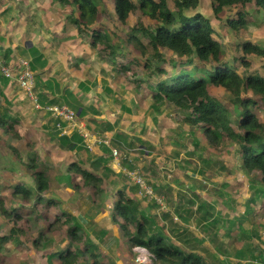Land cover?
<instances>
[{
	"label": "rangeland",
	"instance_id": "1",
	"mask_svg": "<svg viewBox=\"0 0 264 264\" xmlns=\"http://www.w3.org/2000/svg\"><path fill=\"white\" fill-rule=\"evenodd\" d=\"M44 1L46 2V7L41 6L37 8L36 4ZM96 2L98 3L100 13L97 16L93 27L100 28L99 30L102 31H105L106 29L113 31L115 27L119 26V24L115 21V14L112 10V1L98 0ZM34 6H36L35 12H32ZM168 7L171 11L175 9L172 0H169ZM45 8L46 11L43 12ZM5 10L6 12L3 13ZM241 10V7L229 9L226 11L225 16H230L236 20L237 17L235 14ZM244 11L246 24L242 27L240 26L236 30L227 27L224 19L220 20V22L214 20L209 0H198L196 7L194 9L185 10L184 14L194 15L195 13H200L205 18L209 19L213 29V39L217 41L221 47V60L228 61V64L234 67L239 74L246 71L247 73L253 72L264 77V58H259L253 54L243 55L241 54L240 48L243 43L248 42L264 49V12L261 10L260 12H257L253 5H248L245 7ZM48 13H50V19L44 17L45 15H48ZM67 17V10L58 6L57 0H40V2L38 0H0V47H25L27 45V40L29 42L30 39H34L36 47H41L40 43L43 42V40L44 44L42 47H58V49H61V47H73V51L77 53L76 56L78 57H73L72 62H70L71 64L68 65V76H74L71 78H76L75 82L78 78L87 79L95 77V80H97L98 73L89 70V67L97 70L98 64H102L101 59L105 60V58L103 57L99 59L95 51L86 46V40L76 34L74 27L71 25ZM34 18H36L35 21ZM22 19H25L27 22L24 26L26 33L28 31H33L34 33L29 37L22 35L20 44H17L18 42L16 41V38L19 37L17 29L22 28ZM126 21L127 25L130 27L137 23H142L143 25L149 23L147 20L142 19L138 14H130ZM11 28L12 30L10 31ZM106 32L108 31L106 30ZM109 37L112 40L110 35ZM137 37L140 38V34H138ZM119 40L120 39L116 40L117 46L122 47L119 48V50L123 51L125 54L130 51L133 60L137 62V53L133 51L131 47L121 43ZM141 40L145 43L142 38ZM23 42H25V45H22ZM29 44L31 47H34L31 41ZM79 47H88L89 50L86 51L87 53L83 52L79 54ZM164 54L167 55L166 58L168 59V53L164 52ZM13 57L15 60L13 65L10 64V61L6 67L9 70V74H11V78H9L11 89L8 92L6 91L7 87H5L3 90L4 97L0 98L1 101L4 99L9 105L6 106L4 105V102H2L4 107L1 105L2 107H0V110H2V113L7 118L8 122H11V124L14 125V130L16 131L15 133L18 134V138H15L13 134H8L4 136V141L0 140V198L7 201V206H9V203L12 200L10 197L11 185L18 181H25L30 184L28 174L25 172L24 168H18L17 161L12 158L8 151V147H15L21 154L28 153L29 155L31 152L35 153L38 158V169L44 170L51 182V188L44 193L43 199L45 201L46 199L59 201V204L58 206H48L47 208L44 201L38 203L36 198H31L29 203L23 204V207L26 209V211H24L26 212L24 216L25 220L23 223H19L18 227L24 232V235L18 236L15 241L8 243L5 246V249L0 252V264H48L45 258H38V254L32 245V240L37 239V232L41 230L40 223L35 221V215L37 213H42L44 207H46L45 212L50 220H53L55 216L60 217L63 211H65L64 213L66 214L72 213V216L77 215L75 221L81 223L84 228L82 237L90 240L98 246H107L104 243V239L109 237L111 245L105 247L106 249L105 251L102 250V253L99 251L101 255L99 258L100 263L138 264L139 262L136 260L137 255L135 253L130 255L129 258H121L120 256L129 249L130 245L126 243V239L122 240L124 241L122 243L124 244L123 246H121V243L118 244L116 242V240L119 241V238L122 236L121 228L114 223L113 218L111 217L113 202H115V199L113 198L114 192L112 190L116 186H113L110 184V181L106 180L103 184L104 194L102 193L101 195L95 196L91 192L93 197H89L91 190L83 188L79 194H77L72 188L74 183L72 180L68 183L64 180L60 181V179H58L60 185H57L56 179L61 178L62 175L66 173L67 161L75 159L74 155L73 153H65L61 156L60 151L54 148V142L48 138L51 131H44L43 129H46L47 127L45 124L47 119L51 120L47 123L50 124V126H54L53 124L55 123L50 117L47 118L46 113H43V111H41L40 114L35 113V111H37L35 110L36 107L34 108V104L27 98L26 93L19 88L16 82L19 69L16 66L18 63L17 61L24 57H19L16 54H14ZM233 58L234 61H236L235 64L233 63ZM240 58L247 61L249 69H245L241 66ZM3 60L4 58L0 56L1 63ZM76 62L77 64H75ZM177 62L178 60L174 61V63ZM196 65L198 64H193L192 67L185 65L186 68L184 70H187L188 73L195 75L196 77L203 76L202 73H197L193 68ZM107 66H109V64H107ZM203 66L204 65H199L198 68L200 69V72H202ZM205 66L206 69L209 68L208 65ZM109 67L108 79H110L109 81L112 86L115 84V89L113 90L115 93L119 94L116 98L118 103L123 104L125 108L132 109L129 116L123 113L124 118L116 123L117 125L114 126L112 132L110 131L108 134L100 135L107 139H111L110 148L119 151L118 159L125 158L126 160L123 159V161H128V157L130 161L129 163L132 166L129 168L130 171H132L131 169L136 171L139 169L146 180V183L151 186V188L160 187L166 190V188L169 187L172 190L171 193L166 194V196L165 194H159L158 192L155 193L157 198L161 199L162 197L165 203L162 205V208L165 207V210L169 211L167 214H170L171 216L173 215L175 217L171 211L172 207L168 203L169 200L174 204H176V199L179 200V196L183 197V202H188L189 199L193 200L195 196L190 194L191 191H196L204 202L211 204L214 214L210 219L216 221V227L211 232L209 226L202 228L200 225V227H198L193 221L197 215V212H194V209L199 206L200 202H197V205L192 209V215L194 217H185L188 221H185V218L183 217H179L180 219L175 217L178 223L186 225V228L194 232L195 236L199 238L206 237V241H204V245H202L203 247H209L212 253H218V255L224 258L227 255L231 256L230 252L232 253L233 248L242 245V249L248 248L253 254L259 253L260 256L262 255L261 260L264 261V194H261L260 199H255V201L250 202V204L246 202L248 195L253 192V189L263 191L264 193V188L259 184L255 185L253 182H250L248 176L243 171L241 159L237 153V146L232 142L224 141L217 152H215L213 148L207 147L201 136L197 134L194 135L186 125L180 122L184 113L176 111L174 107L167 102L163 104V109L160 111L161 114L149 111L148 108L151 104L149 102L150 99L144 98L145 95L149 93L147 86L149 84L155 85L158 80L164 79L165 75L160 76L149 72H143V74H139V76L133 80H131V78L126 80L124 77L119 78L117 75L114 76L111 66ZM159 67L168 71V78L179 72L177 71V67L172 69L167 63H160ZM3 74L8 75V73L5 74L1 71L0 75L6 78L7 76H4ZM148 74L151 75V80L147 84L142 83L143 86L139 89L137 86V80L145 78ZM55 80L56 79L47 82L53 84ZM116 81L118 83H116ZM71 82L73 81L69 78L68 86L70 88L73 86ZM1 86L3 87L0 82V87ZM208 90L213 97L220 101L232 114H234V108L223 98L221 91H216L210 86L208 87ZM33 94L38 100H40L41 94L44 96L43 92L39 94L34 91ZM117 94H115L114 98ZM248 96L250 97V94H248ZM106 97L108 96L106 95ZM112 99L113 97L110 100L103 99L105 103L100 107L103 109V118L109 120L110 123H114L115 117H117V113H119L113 109L110 111V107L109 109L107 108V105H113L110 103ZM143 109L144 113L140 111ZM121 111H123V106ZM253 112L264 123V106L259 104L255 107ZM113 113L115 116L112 115ZM97 114V112L96 114L88 112L81 118L85 120L89 128L87 130L93 135L100 134L101 131L103 132L112 128L111 126H108L106 121L103 122L102 120H99ZM120 115L121 114L118 115V118ZM231 127L235 130L233 123L231 124ZM120 135L125 137L123 141L119 138L121 137ZM191 142L194 145H192ZM97 148L90 153L84 147L86 152L76 154L75 157L83 160H85V158L90 160L95 159L96 156L93 155V153H96L95 150ZM106 149H104V155H109V152ZM142 149H144L145 152H141L140 150ZM131 152L134 153L133 158ZM110 162L111 161H109V163ZM80 163L82 169H88L87 162ZM193 163H197L203 173L209 176L196 178L194 180L189 179L186 174L189 175V171L193 168ZM124 165L126 166V164ZM209 165L211 168H208ZM115 167L114 171H117L118 167ZM112 181L121 184L119 179L114 178ZM70 182L72 185H70ZM122 186L123 189L125 187L128 188L129 196L137 195V198L141 200L143 199L134 192L135 190H133V186L127 179H123ZM106 193L110 195L108 196ZM94 200H96V202L93 207L97 209L95 212L91 208L89 210V204H92ZM143 201L146 203L148 202L147 199H143ZM152 201L155 202L154 200ZM32 204H34L33 207L37 212L32 209ZM185 205L186 204L183 206ZM143 210H145V208H143ZM240 216L242 218H240ZM155 217L156 220L157 218L159 219L157 223H164L160 217ZM115 218H117L119 223L122 222L119 217L115 216ZM246 219L249 224L245 223L243 225V222H245ZM2 220L0 218V231L2 235L7 236L12 223L10 221ZM62 220L63 218H61V221ZM240 221L241 224H237ZM70 224H72V220H70ZM241 225L243 226L241 227ZM238 226L242 229L240 233L241 236L239 237L238 234L236 238L233 235L229 236V239L228 235L230 234L225 230L230 229L232 234H236L237 232L234 233V231L238 229ZM250 227L251 230L248 233ZM66 228L67 225L56 223V232L53 233L54 231L50 230L45 235L47 242L44 245L42 252H52L58 247L67 246H69V249L75 250L77 246L71 243L66 237L62 236L65 235L64 232ZM244 230L246 232L242 234ZM206 232L208 235L215 234V236H217V245L219 247L216 246L215 242V245L212 246L210 240L205 234ZM252 233H255L254 237ZM113 238L115 240H113ZM98 239L104 240V242L101 244ZM236 240H238V242H236ZM241 240L242 242H240ZM81 247L82 246H79L81 250L86 249V247ZM112 255L119 257V259L118 257L115 259V263H113L111 259ZM138 259H142L140 254H138ZM229 260L232 261L233 264H238L240 262L233 256L229 257ZM223 262L224 264H228L227 259H223ZM219 263L220 261L216 258L211 261V264ZM257 263L261 264L262 262L258 261Z\"/></svg>",
	"mask_w": 264,
	"mask_h": 264
},
{
	"label": "trees",
	"instance_id": "2",
	"mask_svg": "<svg viewBox=\"0 0 264 264\" xmlns=\"http://www.w3.org/2000/svg\"><path fill=\"white\" fill-rule=\"evenodd\" d=\"M96 1L98 0H59V3L62 8L67 10V18L75 28L76 33L86 40L88 47L95 50L100 58H105L107 64L111 66V70L113 72L116 70V75L132 79L137 78L143 72L160 76L165 75V78L158 80L155 85L149 84L147 86L151 93L149 111L158 114L163 109V104L167 102L176 111L184 113L180 122L186 125L191 133L201 136L204 144L209 148H213L215 152L221 148L224 141L235 144L238 148L237 153L240 156L243 171L250 182L255 185L259 184L264 188V123L253 112L259 104L264 106V77L246 71L239 74L234 67L228 64V61L220 59L221 47L213 39V29L209 19L200 13L194 15L184 14L185 10L194 9L198 0H172L175 7L173 11L168 7L169 0H111L115 21L119 26L115 27L113 31L106 29L108 32L93 27L100 13ZM209 2L214 20L220 22L224 19L225 25L232 30L246 24L244 10L248 5H253L257 12H260V10L264 12V0H209ZM238 7H241L242 10L235 14L236 20L230 16H225L227 10ZM5 12L6 10L3 11V13ZM130 14H138L149 23L146 25L137 23L130 27L126 21ZM138 34H140V38L137 37ZM118 39L137 53V62L133 60L130 51L125 54L119 50L122 47L117 46L116 40ZM240 48L243 55L253 54L259 58H264V49L251 43H243ZM161 52L163 54L167 52L168 59L166 58L167 55H163ZM31 55L32 59L26 60L34 72L33 92L44 93V96L41 94L40 100L37 99L39 105H67L79 119L88 112L96 114L93 107L85 109L81 104L78 93L74 94L66 89V86L61 85L60 82L54 81L53 84H50L42 81L41 75L45 63L40 62V54L36 51L32 50ZM175 60H178V62L174 63ZM235 62L233 58V63L235 64ZM4 63H8L7 57L1 64L5 66ZM160 63H167L172 69L177 67L179 72L168 78V71L159 67ZM193 64H198L193 68L197 73H202L203 76L196 77L184 70L185 65L192 67ZM240 64L245 69H249V64L245 59L240 58ZM199 65H204L202 72L198 68ZM205 65H208L209 68L206 69ZM103 80L101 81L102 90L114 94L113 90L104 87L106 83ZM150 80V74L145 78L138 79V88L142 87V83L147 84ZM0 82L3 85V87H0V98H3V90L10 80L0 75ZM88 83L90 84L92 81L89 80ZM209 86L216 91H221L223 98L234 108V114L209 93ZM82 90L88 91V88L83 87ZM248 94H250V97ZM2 102L6 106L9 105L2 99V101L0 100V107L3 106ZM36 113L40 114V111H36ZM46 115L48 118L49 115L47 113ZM49 121L51 120H46L47 127L43 130L51 131L48 138L54 142L53 146L60 151L61 156L65 153L75 154L76 152L79 154L84 150L83 141L76 131L62 135L55 124H53L54 126L47 124ZM232 123L235 130L231 127ZM64 125V123H61V126ZM108 126L112 127L113 125L108 124ZM15 132L14 125L8 122L2 110H0V140L4 141V136L8 134H13L15 138H18V134ZM119 138L122 141L125 139L124 136ZM192 145L194 144L192 143ZM8 149L12 158L17 161L18 168H24L28 174L30 184L25 181H18L11 185L10 197L12 200L9 206H7V201L0 198V218L12 223L7 236L2 235L0 231V252L5 249L8 243L15 241L18 236L24 235V232L18 227V224L23 223L25 220L26 212L24 211L26 209L23 207L24 203L27 204L31 201V198H36L38 203L44 201L47 208L59 204V201L52 199H46L45 201L43 199L44 193L51 188V182L47 173L38 169V158L35 153L21 154L15 147H8ZM142 150L140 151L142 152ZM98 160L91 161L88 158H85V160L79 158L80 162L89 163V169H82L81 163L77 159L72 161L66 168V173L61 178L56 179L57 185H60L58 179L68 183L72 180L74 183L72 185L70 182V185L77 194L85 188L90 189V192L98 196L104 194V177L106 179H110V177L119 179L121 184L111 181L112 185L116 186L113 189L115 202H113L111 217L114 223L121 228V235L130 245L129 248L141 247L145 249L153 257L150 264H211V261L215 258L212 260L206 258L207 255L212 254L211 249L202 246L206 241V237L199 238L195 236L194 232L186 228V225L178 223L175 219V217H194L192 209L197 205V202H200L199 206L194 209L197 215L193 221L198 227L200 225L202 228L209 226L211 232L216 227V221L210 219L214 214L211 204L204 202L195 191H191L190 194L195 196L193 200L189 199L188 202H183L181 196H179V200L176 199V204L169 200L168 203L172 207L171 211L175 217L167 214L169 211H163L164 208L157 202H153V199H147V209L143 210L140 201L132 199L126 193V187L123 189L124 178L114 175L108 169L102 170L103 176L98 173L101 168ZM126 164L129 165L128 162ZM208 168H211V166L209 165ZM189 172V175H186L191 180L209 176L203 173L197 163H193V168ZM192 175H195V178ZM132 186L135 187L132 189H136L138 194L137 187L133 184ZM152 190L154 194L158 192L159 194H165V196L172 191L168 189L167 192L160 191V193L158 188L153 187ZM261 194H264L263 191L253 189L246 202L250 204L255 199H260ZM95 202L96 200L90 205L93 206ZM161 202L165 204L162 197ZM184 204L186 205L183 206ZM33 206L34 204H32ZM46 207H44L42 213L35 215V221L40 223L41 228L37 232V239L32 240L38 258H45L48 264H102L99 262L101 257L99 251L102 253V250L98 245L82 237L84 228L80 223H74L73 217L70 213H64L65 211L61 213L60 217L55 216L53 220H50L45 212ZM32 209L36 211L34 207ZM115 216L119 217L122 222L119 223ZM155 216L160 217L165 224L157 223L159 219L156 220ZM61 218H63L62 221ZM240 218L242 217L240 216ZM70 220H72V224H70ZM185 221H188L187 218H185ZM56 223L67 225L65 235L62 236L77 246L75 250H71L67 246L58 247L52 252H42L47 242L45 235L50 230L54 231L53 233L56 232ZM245 223L249 224L247 219L243 222V225ZM237 224H241V221ZM241 227L238 226L236 234H232L230 229L225 231L237 238L238 234L239 237L241 236ZM250 230L251 227L248 233ZM244 232L246 231L244 230L242 234ZM205 234L213 244L214 241H218L215 234L208 235L207 232ZM252 235L254 237L255 233H252ZM99 241L102 244L103 240L99 239ZM79 246H82L81 248L86 247V249L81 250ZM128 250L130 254L134 253L131 249ZM230 255L240 261L238 264H259L258 261L264 264V261L261 260L262 255L260 256L259 253L253 254L248 248L242 249V245L233 248ZM216 259L220 261L219 264H224L223 260Z\"/></svg>",
	"mask_w": 264,
	"mask_h": 264
},
{
	"label": "crops",
	"instance_id": "3",
	"mask_svg": "<svg viewBox=\"0 0 264 264\" xmlns=\"http://www.w3.org/2000/svg\"><path fill=\"white\" fill-rule=\"evenodd\" d=\"M39 2H40V0H38ZM48 2V1H47ZM57 3H58V6H60L61 7V5H60V3H59V0H57ZM36 6H37V8H39V7H41V6H45L46 7V2L44 1V2H42V3H37L36 4ZM36 6H34L33 7V10H32V12H35V8H36ZM46 11V8L43 10V12H45ZM50 13H48V15H45L44 17L46 18V19H50ZM36 20V18H34V21ZM22 28H18L17 29V34H18V36L19 37H17L16 38V41L18 42L17 44H20V39H21V36L22 35H26L27 37H29V36H32V34L34 33L33 31L32 32H30V31H28L27 33H26V31L24 30V26H25V24H27V22L25 21V19H22ZM33 25H34V23H33ZM72 25V24H71ZM73 26V25H72ZM75 29V28H74ZM12 30V28L10 29V31ZM77 34V33H76ZM78 35V34H77ZM80 36V35H79ZM32 42V44L34 45V47H31L30 46V44H29V42ZM29 42H28V40H27V45L25 46V47H0V56L1 57H3L4 59L7 57V59H8V63H4L5 64V66H8V64H9V62H10V64L11 65H13V63H14V54H16V55H18L19 57H24L23 59H32V55H31V51L32 50H34V51H36L38 54H40V62L41 61H43L44 63H45V65L43 66V69H42V75H41V78H42V81H45V82H47V81H50V80H54V79H56L55 81H57V82H60L61 83V85H63V86H66V89H69L70 91H72L74 94L75 93H78L79 94V98L81 99V104H83V106L85 107V109H88L89 107H93V109L98 113L97 114V116H98V119L99 120H102L103 122L104 121H106L108 124H111V125H113L112 127V129H110V130H105L104 132H102L104 135L107 133L108 134V132H112V130H114V126L115 125H117L116 123L120 120V119H123L124 118V116H123V113H125V114H127L128 116H129V114H130V111H132V109H128V108H125L124 109V105L123 104H121V103H118V101H117V97L119 96V94H117V93H115L114 92V94L113 93H107V91H105V90H102V84H101V81H102V79H104L103 81H105V85H106V89H110V90H113V89H115V84L112 86V84H111V82L109 81L110 79H108V70H109V66H107V62L105 61V60H103V59H101L102 61V64H98V69L96 70V69H93V68H91V67H89L90 69L89 70H92L93 72H97L98 73V77H97V80H95V77L94 78H89V80L90 81H92V83H88V78L87 79H84V78H82V79H80V78H78V80L75 82V79L76 78H71V77H74V76H68L69 74H68V65H70L71 63L70 62H72V58L73 57H75L76 55H77V53L76 52H74L73 51V47H61V49H58V47H42V45L44 44V40H43V42H41L40 44H41V47H36V45H35V43H34V39H30L29 40ZM22 45H25V42H23L22 43ZM27 46H30V47H27ZM86 46H88L87 44H86ZM90 48V47H89ZM79 54H81V53H87L86 51H88L89 49H88V47H79ZM93 50V49H92ZM95 51V50H94ZM95 53H96V51H95ZM97 55H98V57H99V54L98 53H96ZM9 55H10V57H9ZM76 57H78V56H76ZM11 58V59H10ZM99 59H100V57H99ZM79 60V59H78ZM75 64H77V62L75 63ZM107 70V71H106ZM33 74H34V72H33ZM89 75H90V73H89ZM113 75L114 76H116V74H115V72L113 73ZM117 77H119V78H121V77H123V76H120V75H117ZM72 79V81L73 82H71L72 84H73V86L70 88L69 86H68V79ZM126 80L128 79V78H130V77H124ZM113 79V78H112ZM131 80H133L132 78H131ZM10 83L11 82H9L8 83V85H7V89H6V91H10V89H11V87H10ZM116 83H118L117 81H116ZM94 84V85H93ZM121 84V83H120ZM142 86H143V84H142ZM83 87H87L88 88V91H84V90H82L83 89ZM105 87V86H104ZM103 87V88H104ZM140 89V88H139ZM148 90V89H147ZM114 91V90H113ZM149 91V90H148ZM46 92V91H45ZM115 94H117L116 95V97L114 98V96H115ZM106 95L108 96V97H106ZM104 97H106V98H104ZM113 97V99H112V101L110 102V103H112L113 105H107V108L109 109V107H110V111L113 109L114 111H118L119 113H117V117H115V121H114V123L112 122V123H110V121L109 120H106V119H104L103 118V109L102 108H100L101 107V105L102 104H104L105 102L103 101V99H105V100H110L111 98ZM151 93L149 92V93H147L146 95H145V97L144 98H148V99H150V101L149 102H151ZM103 98V99H102ZM109 98V99H108ZM123 106V111H121V108H122V106ZM117 109H115V108ZM102 109V110H101ZM141 112H143L144 113V109L143 110H140ZM35 113H36V111H35ZM40 113H41V111H40ZM119 114H121L120 115V117L118 118V115ZM113 116H115V114L113 113L112 114ZM79 120H83V119H79ZM84 122H85V120H83ZM85 124H86V122H85ZM86 127H87V129H89L88 128V126H87V124H86ZM95 130V129H94ZM93 133V132H92ZM100 134H101V132H100ZM100 134H95V135H100ZM103 134H101V135H103ZM114 134V133H113ZM119 135V134H118ZM107 147H105V148H97L95 151H96V153H93V155H95L96 156V158L95 159H92L91 161H96L97 159H99L98 160V162L100 163V165H101V168H100V170H99V174H102L101 172H102V170L103 169H108V170H110L111 172H113L114 174H116L117 176H121L122 178H125V179H127L128 181H129V179L127 178V177H125L123 174H122V172L120 171V168H117V166L115 167V165H113V163H112V159H111V154H110V150L109 149H106ZM147 148V147H146ZM84 149V148H83ZM104 149H106V150H108V152H109V155H104ZM94 151V152H95ZM142 151H144L145 152V150H142ZM82 152H86V150L84 149L83 151H81L80 153H82ZM119 152V151H118ZM90 153H92V152H90ZM133 155H132V158H133V156H134V153L133 152H131ZM76 154H78V153H76L75 152V154L73 153V155H74V158L75 159H72V161H74V160H78L79 161V159L77 158V157H75L76 156ZM127 157V156H126ZM123 159H125V158H120L119 159V163H120V165H121V167L122 168H127V170L129 169V168H131L132 166H131V164L129 163L130 161H129V158L127 157V160L128 161H123ZM72 161H67V167H68V165L72 162ZM109 161H111L110 163H109ZM126 162H128L129 163V165H127L126 164ZM124 164H126V166L124 165ZM157 164V163H156ZM87 165H88V169H89V163L87 162ZM110 165V166H109ZM128 166V167H127ZM160 166V165H159ZM66 167V168H67ZM114 167L115 168H117V171H114ZM82 168V167H81ZM130 170V169H129ZM131 170H133V169H131ZM139 170V169H138ZM140 171V170H139ZM104 174H102V176H103ZM194 178H195V175H192ZM71 178V177H70ZM106 180H108V181H112V180H114V177H110V179H106V177H104V181H106ZM113 183H114V181H112ZM112 182L110 183V184H112ZM130 182V181H129ZM131 183V182H130ZM131 185H132V183H131ZM135 188V187H134ZM157 188V187H156ZM158 189H159V192L161 191V192H164L165 193V191L167 192V190L168 189H170L169 187L168 188H166V190H164V189H162V188H160V187H158ZM171 190V189H170ZM113 191V190H112ZM135 193H137V190L135 189V191H134ZM160 192V193H161ZM196 192V191H195ZM126 193L128 194V188L126 189ZM197 193V192H196ZM107 194V193H106ZM130 194V193H129ZM163 194V193H162ZM200 196V195H199ZM89 197H93L92 195H91V192H90V196ZM131 197L132 198H134L135 200H138V201H140V203H141V205H142V207L143 208H145V209H147V203L146 202H144L143 201V199L141 200V199H139V198H137V195H131ZM91 204V203H90ZM89 204V210H90V208L91 209H93L94 210V212L95 211H97V209H95L92 205H90ZM94 206H95V204H94ZM145 206V207H144ZM166 208L164 207V210H165ZM69 210V209H68ZM87 211V210H86ZM168 211V210H167ZM70 215L72 216V213H70ZM73 217V222L74 223H76V217H77V215H75V216H72ZM81 218V217H80ZM73 223V224H74ZM77 224H78V222H77ZM80 225L82 226V224L80 223ZM83 227V226H82ZM238 229H236V231H237ZM236 231H234V233H236ZM231 232V231H230ZM232 233V232H231ZM84 236H86V235H84ZM229 236H233V235H228V237ZM109 237H107V238H105L104 240H105V242H104V240L102 241V242H104L107 246H109V245H111V242L109 241ZM229 239H230V237H229ZM85 240H88V239H86L85 238ZM99 240V239H98ZM113 240H115L114 238H113ZM122 240H125V238L123 237V236H121L120 238H119V241L118 240H116V242L118 243V244H122L124 241H122ZM215 242V244L217 245V243H218V241H214ZM127 243V242H126ZM211 244H212V246L214 245L212 242H211ZM124 244H122L121 246H123ZM204 245V244H203ZM107 246H104V247H101V246H99V248H100V250H104L105 251V247H107ZM218 246V245H217ZM129 249H131V248H129ZM130 255H133V254H130V251L129 250H127V252H125L123 255L121 254L120 256H121V258H129L130 257ZM204 255V254H203ZM203 255H201L202 257H206V256H203ZM208 257H206L207 259H214V257L215 258H218V259H220V260H223V259H227L228 260V264H233V262L232 261H230L229 260V257H232V256H229V255H227V256H225L224 258H222L220 255H218V253H212V254H209V255H207ZM118 256H115V255H112L111 256V259H112V261H113V263H115V259L117 258ZM118 259H119V257H118ZM255 264V263H254Z\"/></svg>",
	"mask_w": 264,
	"mask_h": 264
},
{
	"label": "built area",
	"instance_id": "4",
	"mask_svg": "<svg viewBox=\"0 0 264 264\" xmlns=\"http://www.w3.org/2000/svg\"><path fill=\"white\" fill-rule=\"evenodd\" d=\"M17 62L19 74L16 78V82L19 88L26 93L27 98L34 104V108L36 107L35 110L47 113L49 117L53 119L56 128L60 130L62 135L68 134L71 131H76L79 137L82 139L84 147L89 152H92L97 147L109 148L113 164L120 168L122 174L127 177L133 185L137 187L138 195L143 199H153L161 206L163 205L161 199L155 196L151 186L146 183L143 175L139 170L130 171L121 167L118 159V151L116 149L110 148L111 139H107L100 135L91 134L87 130L85 122L79 120L75 116L73 110L66 105L61 104L44 107L39 105L35 95L33 94L34 74L30 68L29 62L24 59H20ZM1 71H3L5 74L8 73V75L3 74L4 76H7L6 78H11L9 70L0 62V72ZM61 123H64L65 125L61 126ZM132 251L137 255L136 260L137 262H139L138 264L150 263L151 259L153 258L150 253H148L145 249L141 247H133ZM138 254L142 256V259H138Z\"/></svg>",
	"mask_w": 264,
	"mask_h": 264
},
{
	"label": "clouds",
	"instance_id": "5",
	"mask_svg": "<svg viewBox=\"0 0 264 264\" xmlns=\"http://www.w3.org/2000/svg\"><path fill=\"white\" fill-rule=\"evenodd\" d=\"M23 59V58H22ZM24 60H26V59H24ZM1 62V61H0ZM4 66V65H3ZM5 67H7V66H5ZM17 67V66H16ZM18 68V67H17ZM31 68V67H30ZM33 72V71H32ZM64 105V104H63ZM42 106V105H41ZM50 106H52V105H50ZM67 106V105H66ZM44 107V106H43ZM79 119V118H78ZM83 121V120H82Z\"/></svg>",
	"mask_w": 264,
	"mask_h": 264
}]
</instances>
